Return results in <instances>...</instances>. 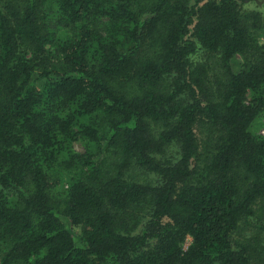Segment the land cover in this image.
<instances>
[{"label":"trees","instance_id":"16d2710c","mask_svg":"<svg viewBox=\"0 0 264 264\" xmlns=\"http://www.w3.org/2000/svg\"><path fill=\"white\" fill-rule=\"evenodd\" d=\"M253 2L0 0V264H264Z\"/></svg>","mask_w":264,"mask_h":264},{"label":"rangeland","instance_id":"374dc122","mask_svg":"<svg viewBox=\"0 0 264 264\" xmlns=\"http://www.w3.org/2000/svg\"><path fill=\"white\" fill-rule=\"evenodd\" d=\"M247 10L258 11L264 16V0H255V2H253L251 5H249L247 7ZM214 65H215V63L212 62L211 66H214ZM240 66H241V57H238L236 59V62H235V69L236 70L239 69ZM210 72L214 73V71H212V70H210ZM253 132L257 135L264 136V117H261L256 121V123L253 127ZM67 145L70 147V150H72L73 152L78 153V154H85L87 152V146L90 147V144H88L87 141L82 140V139L73 140V141L69 142ZM61 154H63V153H61ZM61 176L63 177V181L61 184L65 185V186H67L68 183L73 179L72 174H70L67 171L64 172L63 174H61ZM239 225H240V227L236 231L237 232L236 236L241 238V223ZM244 235L247 236V234H244ZM191 240H192L191 238H189L187 240V243L185 244V249L188 248V246L191 243ZM252 264H259V263L254 262Z\"/></svg>","mask_w":264,"mask_h":264}]
</instances>
